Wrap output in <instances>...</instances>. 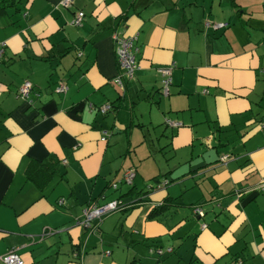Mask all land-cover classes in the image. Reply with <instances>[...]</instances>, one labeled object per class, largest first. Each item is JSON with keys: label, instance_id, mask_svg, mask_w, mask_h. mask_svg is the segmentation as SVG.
I'll return each mask as SVG.
<instances>
[{"label": "crops", "instance_id": "crops-1", "mask_svg": "<svg viewBox=\"0 0 264 264\" xmlns=\"http://www.w3.org/2000/svg\"><path fill=\"white\" fill-rule=\"evenodd\" d=\"M61 2L19 0L0 17V257L15 248L24 264H264V1ZM114 35L137 36L139 68L124 90ZM171 64L164 97L158 68ZM25 81L30 101L18 95ZM106 103L114 110L102 114ZM118 199L94 227L79 224L88 205Z\"/></svg>", "mask_w": 264, "mask_h": 264}, {"label": "built area", "instance_id": "built-area-1", "mask_svg": "<svg viewBox=\"0 0 264 264\" xmlns=\"http://www.w3.org/2000/svg\"><path fill=\"white\" fill-rule=\"evenodd\" d=\"M74 0H62L61 5L64 7H69L73 4ZM264 1V0H263ZM85 18V13L83 11H78L71 24L74 26H80L83 23ZM207 26L212 27L214 30H219L226 28L228 26L227 22H206ZM115 40V52L118 59V65L120 68V73L114 78V83L121 89H125V80L133 79L135 77L136 71L139 68V63L137 60V52L138 48L136 47L135 43L137 40L136 35L132 36H119L114 35ZM5 53V44L0 46V60L3 58ZM82 53L79 52L78 56H81ZM175 65H167L161 66L158 68V72L161 76V95L164 97H168L171 94V86H172V73L174 70ZM33 84L30 81H25L18 90V95L25 101H30L31 94L33 93ZM58 93H65L67 91V85L63 82H60L55 89ZM113 110V105L111 103L103 104L99 107V111L102 114H106ZM165 124L169 127L178 128L181 127L183 124L180 121L173 120L170 118L165 119ZM264 127V120L261 124ZM106 136L103 137L105 140L108 136V132L105 133ZM230 158L229 155L221 156V161L226 162ZM136 177V170L134 168L128 169L123 177L122 182L132 185L134 179ZM168 184V180H164L159 182L156 185V188L164 187ZM113 186L115 188L118 187L117 183H114ZM264 186V181L258 185L257 189H261ZM123 202L121 199L113 200L107 202L105 204H90L83 210V218L79 221V224L86 227L92 228L94 227L95 221H101L104 216L108 215L109 213L116 211L117 209L121 208ZM194 214L197 215L199 218H203L205 216V211L200 206H194ZM202 229L207 227L206 223H202ZM173 251L172 247L161 248V247H152L150 252L156 254L158 256H163L166 253H171ZM0 260L5 264H24V260L19 256L17 250L15 248L9 250L7 254L0 257ZM235 264H242L241 261H238Z\"/></svg>", "mask_w": 264, "mask_h": 264}, {"label": "trees", "instance_id": "trees-1", "mask_svg": "<svg viewBox=\"0 0 264 264\" xmlns=\"http://www.w3.org/2000/svg\"><path fill=\"white\" fill-rule=\"evenodd\" d=\"M19 0H0V17L6 16L8 13V9L13 8L16 6L17 2ZM113 105V104H112ZM113 110H114V105H113ZM47 175H56L58 173V167L56 164H52L50 162H46L45 164H40ZM30 176V173H29ZM30 179L35 180L34 177L30 176ZM133 190H130L127 195L132 193ZM156 214V211L152 213V215Z\"/></svg>", "mask_w": 264, "mask_h": 264}]
</instances>
